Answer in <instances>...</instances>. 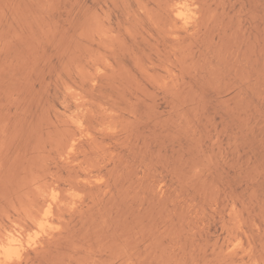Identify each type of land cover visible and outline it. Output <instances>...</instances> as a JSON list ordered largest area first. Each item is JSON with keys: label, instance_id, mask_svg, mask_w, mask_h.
<instances>
[{"label": "rangeland", "instance_id": "rangeland-1", "mask_svg": "<svg viewBox=\"0 0 264 264\" xmlns=\"http://www.w3.org/2000/svg\"><path fill=\"white\" fill-rule=\"evenodd\" d=\"M50 194L10 264H264V0H0L2 232Z\"/></svg>", "mask_w": 264, "mask_h": 264}, {"label": "bare ground", "instance_id": "bare-ground-1", "mask_svg": "<svg viewBox=\"0 0 264 264\" xmlns=\"http://www.w3.org/2000/svg\"><path fill=\"white\" fill-rule=\"evenodd\" d=\"M174 13L181 20H186L188 18V13H186L184 10H181L180 8L179 9L177 8ZM78 124L81 125L80 122ZM68 149H69L68 150L69 152H66V154L67 153L70 154V152L73 153V150L75 149V140H71V142L68 144ZM65 158H67V157H65ZM102 179H103V177H102ZM97 182H99V181H97ZM30 183H31V181H30ZM21 195H23V193ZM37 195H39V194H37ZM50 196H51V194H50ZM61 202H62V199H60L57 194H53L50 198L45 196V198H43L41 200L40 204L35 209L29 210L28 212L25 213V217L23 219V222L18 223V228L15 226L17 228V231H14L12 229V231L8 230L6 233H3L2 232L3 229L0 227V264H10L11 262H13L12 260H14V259L19 261L21 256L23 255V253H22L23 251L27 250L29 247L30 248L38 247V245L41 243L40 238L35 239L32 242H30L28 239H26L27 241L25 240L26 242H23L22 232L27 229V226H36L41 230L45 224H47V223L50 224L51 220L53 219V212L55 210V207L59 206L61 204ZM41 211L43 213V218H40V216H39ZM6 217H7V215H6ZM28 219L30 220V222L28 224H25L24 222ZM52 230H53V228H52ZM52 230H50L47 234H50L52 232Z\"/></svg>", "mask_w": 264, "mask_h": 264}]
</instances>
